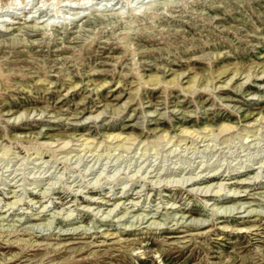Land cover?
I'll use <instances>...</instances> for the list:
<instances>
[{
	"label": "rangeland",
	"instance_id": "obj_1",
	"mask_svg": "<svg viewBox=\"0 0 264 264\" xmlns=\"http://www.w3.org/2000/svg\"><path fill=\"white\" fill-rule=\"evenodd\" d=\"M97 1L0 0V264H264V0Z\"/></svg>",
	"mask_w": 264,
	"mask_h": 264
},
{
	"label": "bare ground",
	"instance_id": "obj_2",
	"mask_svg": "<svg viewBox=\"0 0 264 264\" xmlns=\"http://www.w3.org/2000/svg\"><path fill=\"white\" fill-rule=\"evenodd\" d=\"M21 2H23V0H21ZM20 2V3H21ZM100 2V1H99ZM99 2L97 1V0H61V4L63 5V6H67V7H69V8H72V9H76V10H81V9H87L86 7H84V8H81V5L83 4H86V6H88V8H92V6H96V7H94V9H91L90 10V12H93V11H98V10H100L99 8H97V6H98V4H99ZM60 4V5H61ZM9 5V4H8ZM103 5H105L104 3H103ZM15 6V5H14ZM89 6H91V7H89ZM78 16V15H77ZM79 17V16H78ZM2 21H4V20H2ZM53 23V22H52ZM46 24V23H45ZM49 24V23H48ZM54 24V23H53ZM206 43H208V42H206ZM205 43V44H206ZM216 56H217V53H214V54H212V57H215L216 58ZM257 61V60H256ZM41 68V67H40ZM93 70H95V69H93ZM93 70H91V71H93ZM227 70V68H222L221 70H218L216 73H215V75H217V74H221V73H224L225 71ZM216 71V69H214V68H209V67H207L205 70H204V74H213L214 72ZM44 72V71H43ZM238 69H234L233 71H232V74L230 75V77L228 78V80L226 81V83H228L233 77H235L237 74H238ZM262 73H263V71H262ZM45 74V73H44ZM43 73L42 74H40L39 76H38V78H37V80H35V83L36 82H39L41 85L42 84H45V85H48V84H50V83H52L49 79H47V77H45V75H44ZM204 74H200V75H204ZM183 75V73H177V74H175V75H173V77H171L170 79H168V80H166L168 83H173V82H176L177 80H178V78L180 77V76H182ZM200 75L196 78V74H194L193 76H192V79L188 82V84L186 85V86H184V88H187V89H189V88H191V89H193L192 88V86L194 87V84L198 81V79H199V77H200ZM88 76V75H87ZM97 77L96 78H99V75H96ZM88 77H90V76H88ZM146 77V78H145ZM143 76L142 77V81H143V83H146V84H148V85H154V86H158L159 84H161L162 82H163V78H162V75L161 74H157L156 72H153V73H149L148 75H146V76ZM96 78H92L94 81H95V79ZM145 78V79H144ZM183 78V77H182ZM247 78V77H246ZM249 78V77H248ZM67 79V82H68V86L70 87V88H74V87H76L77 85H78V83H80L82 80H78V82H75L74 83V81H71V79H70V77H67L66 78ZM103 80L102 81H98V82H96V83H94V87H96V89L98 88V87H101V86H103V85H105V84H107L108 83V81H110V80H106V79H104V78H102ZM91 80V78H88V80H86V82H85V85H87V82H89ZM246 80V79H245ZM208 82H210L211 83V81H208ZM115 83H121V79H117V80H115ZM64 84V81L62 80V84L61 85H63ZM209 84V83H208ZM242 84V83H241ZM240 85V84H239ZM43 86V85H42ZM196 86V85H195ZM106 87H108V86H106ZM47 89V88H46ZM131 99V96H129L125 101V103L124 104H126V103H128L127 101H129ZM130 102V101H129ZM95 110V109H94ZM34 113V112H33ZM99 113H100V111H99ZM99 113L97 114V115H95L94 117H98V115H99ZM32 114V113H31ZM21 113H18L17 115H15L14 116V119H18L19 117H21ZM23 116V115H22ZM263 119L264 120V114H261L259 117H256L254 120H257V119ZM227 119V118H226ZM185 126V125H184ZM184 126H181L180 127V130L179 131H181V132H183V133H185V132H187V133H189V134H192V132L193 131H190V130H187V128H185ZM206 126V125H205ZM205 126H202L201 128L202 129H205ZM232 127H234L233 125H231L230 123H228V122H225V121H222V122H220L219 123V125H218V131H217V133H221V132H223V131H227V130H229L230 128H232ZM75 128V127H74ZM17 129V128H16ZM38 134H39V132H38ZM120 134H115V135H113L112 136V138H117L118 136H119ZM106 137H109L110 136V134H106L105 135ZM165 136H166V134H163V133H160L159 134V136L157 137V138H152V139H150V140H148V142H150V143H152V142H155V140L156 139H164L165 138ZM173 136L174 135H171V136H169L168 137V139H167V141H169V142H171L172 141V138H173ZM136 138V136H133L132 138H127V136L126 137H122L121 139H124V140H127V139H135ZM91 139H93V138H91ZM118 139V138H117ZM180 140H182V139H179L178 141H180ZM120 141V140H119ZM122 141V140H121ZM98 142V141H97ZM96 142V143H97ZM99 142L101 143L102 142V140L100 139L99 140ZM98 142V144H95L94 146H93V150H95L96 148H98L99 146H100V143ZM89 143H90V141L89 140H84V142L82 143L83 145V149L84 148H88V150H89V147H90V145H89ZM123 141L119 144H115L114 146H113V148L116 146V145H118V146H121V147H124L123 145ZM177 146V145H176ZM152 147H154V145L152 146ZM0 148H2V147H0ZM125 148H128V147H125ZM91 150V149H90ZM96 151V150H95ZM40 155V154H39ZM184 176V175H183ZM257 177V176H256ZM191 178V177H190ZM198 179V178H197ZM164 180V179H163ZM154 183V182H153ZM167 184V183H166ZM225 184V183H224ZM243 184H246V183H244L243 182ZM157 186V185H156ZM207 186V185H206ZM197 187V186H196ZM242 187V186H241ZM193 188V187H192ZM208 189V188H207ZM16 190V189H15ZM195 190H196V188H195ZM233 190V189H232ZM197 191V190H196ZM199 191V190H198ZM202 191V190H201ZM219 192V189H218V187H217V189L215 190V194H217ZM230 193V192H229ZM236 193V192H235ZM214 194V195H215ZM219 194V193H218ZM22 197V196H21ZM21 197L20 198H18L17 196H15V198L12 200V201H10V202H8L7 204H10V203H17L18 201H19V199H21ZM88 198V197H87ZM20 202V201H19ZM138 202V201H137ZM118 203V202H117ZM15 205V204H14ZM242 206V205H241ZM233 207V206H232ZM10 208V207H9ZM88 208V207H87ZM28 211V210H27ZM227 211V210H226ZM226 211H224L223 210V212H226ZM29 212V211H28ZM108 214V213H107ZM196 224V223H195ZM199 226H201V223H199L198 224ZM203 226V225H202ZM222 226V225H221ZM221 226H220V228H221ZM228 226V225H227ZM222 227H225V226H222ZM228 229H230V227L228 228ZM240 229V228H239ZM244 229V228H243ZM242 229V230H243ZM208 230V229H207ZM238 230V229H237ZM226 232H228V231H226ZM105 233V232H104ZM115 233V232H114ZM114 235V234H113ZM104 236V235H103ZM109 236V235H108ZM186 240V239H185ZM139 251V250H138ZM226 259V258H225Z\"/></svg>",
	"mask_w": 264,
	"mask_h": 264
}]
</instances>
